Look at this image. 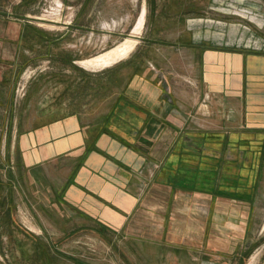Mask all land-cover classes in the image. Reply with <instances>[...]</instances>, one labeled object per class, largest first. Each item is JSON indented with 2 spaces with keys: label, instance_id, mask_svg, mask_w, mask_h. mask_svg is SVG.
I'll return each mask as SVG.
<instances>
[{
  "label": "crops",
  "instance_id": "crops-1",
  "mask_svg": "<svg viewBox=\"0 0 264 264\" xmlns=\"http://www.w3.org/2000/svg\"><path fill=\"white\" fill-rule=\"evenodd\" d=\"M48 36L0 8V218L17 207L50 242L41 218L65 221L68 235L129 233L142 205L152 215L174 189L200 186L202 150L206 166L223 165L205 189L215 199L251 212L264 198V52L149 44L144 64L136 51L92 85L84 67L54 66L31 89L67 85L64 104L29 94L16 106Z\"/></svg>",
  "mask_w": 264,
  "mask_h": 264
},
{
  "label": "rangeland",
  "instance_id": "rangeland-1",
  "mask_svg": "<svg viewBox=\"0 0 264 264\" xmlns=\"http://www.w3.org/2000/svg\"><path fill=\"white\" fill-rule=\"evenodd\" d=\"M0 8L31 20L49 35L48 45L36 48L35 61L20 74L16 106L29 94L42 107L53 96L57 106L64 104L67 85L31 89V83L49 76L54 66L84 67L92 85L136 51L144 64L150 45L160 42L166 47L185 43L264 52V0H0ZM126 44L131 47L127 55L99 63L104 54ZM57 76L68 74L58 71ZM79 76L83 75L74 68L73 79ZM200 154V186L174 189L169 205L158 204L152 215L142 205L129 233L90 229L68 235L65 221L41 218L50 227V242L45 234L28 229L36 228L27 212L13 208L10 217L0 218V264H264V198L259 196L251 212L246 206L230 205L221 195L215 199L205 189L209 179L219 180V173L222 178L223 165L217 170L208 167V151ZM262 182L264 188V177ZM210 194L211 204L206 201Z\"/></svg>",
  "mask_w": 264,
  "mask_h": 264
},
{
  "label": "bare ground",
  "instance_id": "bare-ground-1",
  "mask_svg": "<svg viewBox=\"0 0 264 264\" xmlns=\"http://www.w3.org/2000/svg\"><path fill=\"white\" fill-rule=\"evenodd\" d=\"M143 10V9H142ZM141 15V14H140ZM146 17V16H145ZM138 22V20H137ZM140 23L142 24V21H140ZM139 25V23H138ZM136 26V25H135ZM141 26V25H140ZM143 27V26H142ZM136 28V27H135ZM122 45V44H120ZM119 45V47H120ZM134 47V45H133ZM115 48V47H114ZM113 48V49H114ZM129 49H131L130 45L128 46L127 44L124 45L123 47L119 48V49H116V50H113V51H110L106 54H104L98 61L100 64H109L115 60H117L118 58L120 57H123L125 55H127ZM97 63V62H96ZM252 262V261H251Z\"/></svg>",
  "mask_w": 264,
  "mask_h": 264
}]
</instances>
